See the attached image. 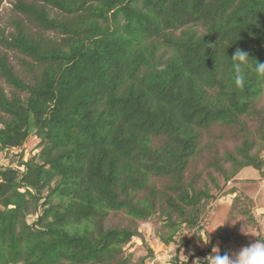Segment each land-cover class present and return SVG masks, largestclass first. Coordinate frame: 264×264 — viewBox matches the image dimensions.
<instances>
[{"label":"trees","instance_id":"16d2710c","mask_svg":"<svg viewBox=\"0 0 264 264\" xmlns=\"http://www.w3.org/2000/svg\"><path fill=\"white\" fill-rule=\"evenodd\" d=\"M10 1L0 264H148L155 248L128 251L142 225L164 264L264 239L232 186L256 181L247 168L264 179V89L250 75L236 90L228 61L239 48L264 63V0Z\"/></svg>","mask_w":264,"mask_h":264},{"label":"clouds","instance_id":"9594fccd","mask_svg":"<svg viewBox=\"0 0 264 264\" xmlns=\"http://www.w3.org/2000/svg\"><path fill=\"white\" fill-rule=\"evenodd\" d=\"M226 49L225 56L227 57ZM228 61L231 62L229 69L230 81L236 90L243 91L246 88L249 83L250 75L255 76L260 87L264 89V63L250 58L247 52L239 48L236 49L232 58L228 59ZM253 61L254 65L252 63ZM201 241L203 244H208V236L206 241L202 239ZM168 258L171 259V257ZM185 258L187 259V257ZM163 259L164 257H156L155 260L152 261V264H156V261L162 262ZM193 264H264V239L256 238L255 242L240 248L231 255L227 253L221 254L220 248L215 246L212 248L211 254L205 257L203 261L196 258L193 260Z\"/></svg>","mask_w":264,"mask_h":264},{"label":"rangeland","instance_id":"374dc122","mask_svg":"<svg viewBox=\"0 0 264 264\" xmlns=\"http://www.w3.org/2000/svg\"><path fill=\"white\" fill-rule=\"evenodd\" d=\"M10 3H11L10 0H4L2 2V4L0 5V26L6 27L8 32L12 31L11 27H9L10 18H14L17 16L12 11ZM14 56H15L14 53L10 54L11 61L15 65L16 61H15ZM1 84L2 83L0 82V85ZM34 143L35 142L33 141L32 145ZM239 177L245 178V179H259L262 176L260 174H258V172H256L255 170L247 168L241 172ZM252 184L253 183L246 184V185H243V184L239 185V184L235 183V184H232V186H236L239 191L244 192L245 194L249 195L253 200L255 199V203H256L257 208H261V212H258L260 214H258L257 212L255 214L258 216L257 219L261 225V234L264 236V188L259 187L260 191L263 192L260 196L259 190L257 188L258 186L257 185L253 186ZM229 187H231V185H229L228 188ZM222 202H223V204L220 203L219 205L215 204L213 206V212L214 211L217 212V215H215V217L212 218L211 220L209 217L207 218L208 219L207 221L209 222L210 228H212L214 223L217 221V219L225 213V208H222V206H227L228 202L225 199H223ZM141 229L146 234L145 243H141L140 240H133L132 244L129 246V249H128L129 254L132 255L133 259H137V258H141V257L145 256L148 252V249H150V248H155V250H157V251L161 248V246H159V244H160L159 241L152 239V234L150 232L149 225H142ZM183 238L190 241V245L184 247L183 252H182V257L184 259H186L185 257L188 258L190 256V254L192 253L191 243H196V241H195L194 236L192 234L185 233ZM237 248H239V247L234 246V245L229 246V249H228L229 255L236 252ZM174 249L175 248H173L172 250H174Z\"/></svg>","mask_w":264,"mask_h":264},{"label":"crops","instance_id":"0c3cea01","mask_svg":"<svg viewBox=\"0 0 264 264\" xmlns=\"http://www.w3.org/2000/svg\"><path fill=\"white\" fill-rule=\"evenodd\" d=\"M239 179L240 180H244L245 178H241V177H239ZM254 180H256L255 182H252L253 184V186H255V185H257L258 187V190H259V193H260V196H261V194L263 193V192H261L260 191V188H264V179H261V178H259V179H254ZM237 184H243V185H246V184H250V183H247V182H239V183H237ZM260 187V188H259ZM256 195V194H255ZM254 202H255V199H254ZM258 213V212H261V208H257V206H256V203H255V213ZM258 214H260V213H258ZM262 214V213H261ZM256 215V214H255ZM256 218L258 217L257 215L255 216ZM160 245V244H159ZM215 246H218V244H215L213 247H215ZM240 248V247H239ZM239 248H237V250L236 251H238L239 250ZM211 254V253H210Z\"/></svg>","mask_w":264,"mask_h":264},{"label":"built area","instance_id":"2783aa9c","mask_svg":"<svg viewBox=\"0 0 264 264\" xmlns=\"http://www.w3.org/2000/svg\"><path fill=\"white\" fill-rule=\"evenodd\" d=\"M159 246H161V245H159ZM154 256H155V258L156 257H164V258H167V260H169V261L173 258V254H172L171 249L163 250L162 246H161V248L158 251L157 250L154 251ZM168 257H171V259H169ZM157 262L161 263V264H164L163 261L162 262L161 261H156V264H157ZM148 264H152V261L149 262Z\"/></svg>","mask_w":264,"mask_h":264}]
</instances>
